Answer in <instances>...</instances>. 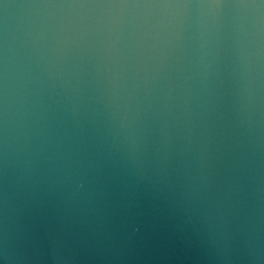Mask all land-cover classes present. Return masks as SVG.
Listing matches in <instances>:
<instances>
[{"label": "water", "instance_id": "95a60500", "mask_svg": "<svg viewBox=\"0 0 264 264\" xmlns=\"http://www.w3.org/2000/svg\"><path fill=\"white\" fill-rule=\"evenodd\" d=\"M0 264H264V0H0Z\"/></svg>", "mask_w": 264, "mask_h": 264}]
</instances>
